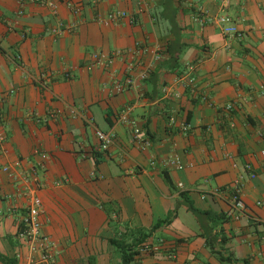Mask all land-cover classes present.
<instances>
[{
  "label": "crops",
  "instance_id": "1",
  "mask_svg": "<svg viewBox=\"0 0 264 264\" xmlns=\"http://www.w3.org/2000/svg\"><path fill=\"white\" fill-rule=\"evenodd\" d=\"M43 1L0 0V264H38L19 236L30 200L22 177L34 176L53 264H122L109 241L141 233L150 253L130 264H228L205 246L211 226L229 239L231 264H264V0ZM114 11L126 17L104 25ZM172 11L173 29L163 17ZM223 14L232 37L197 22ZM129 67L151 72L119 92ZM96 130L114 132L108 151ZM173 159L181 169L166 165ZM236 181L239 220L197 219L179 203L183 192L198 210L225 213L228 198L214 191Z\"/></svg>",
  "mask_w": 264,
  "mask_h": 264
},
{
  "label": "built area",
  "instance_id": "2",
  "mask_svg": "<svg viewBox=\"0 0 264 264\" xmlns=\"http://www.w3.org/2000/svg\"><path fill=\"white\" fill-rule=\"evenodd\" d=\"M22 2L24 0H21ZM26 1V0H25ZM32 3H44L43 0H28ZM224 1V0H221ZM126 17V13L123 11H114L108 14L107 18L105 20H102V23L104 25H108L109 23H116L120 21V19H123ZM197 22L200 25H203L204 23H213L216 25H220L223 27V32L228 36L232 37L236 34V30L232 27H225L226 24L230 22V18L227 14L220 15L218 17H210L202 15L200 17H197ZM118 54V53H117ZM116 54V55H117ZM93 60L99 64V65H106L108 61H103L102 55L100 53H94L92 55ZM160 57H156V60H159ZM131 75H129V78H127L126 83L124 86H117V90L120 92L124 87H127V85L131 86L134 84V82L137 79H145L148 74L151 72L150 67H145L143 70L138 71L137 73L133 70L132 67H129ZM189 72L193 70V67H188ZM133 71V72H132ZM135 72V73H134ZM189 83L193 82V78L188 80ZM225 109L228 111L232 110L231 105H226ZM120 120L122 123L126 124L132 131V137L134 140H139V132L138 128L135 124V122L128 118L126 114L120 115ZM183 130L187 131L188 126L184 125ZM96 138L98 140V150L101 152H106L112 147L116 141V137L113 131L110 132H103L101 130L95 131ZM4 141L3 136L0 134V148L2 146V143ZM37 153V149L34 151ZM166 165L169 167H174L176 169H181L182 166L178 159L168 160L166 162ZM249 171L250 168L246 167ZM1 172L7 174L8 178L15 179V176L9 172L8 167H2ZM250 178L253 179L256 177L255 173L250 172L249 173ZM22 180L25 184V191L28 192L30 196L29 203L26 207V211L24 215L22 216V231L19 234L20 239L22 241V245L25 246L29 252L31 253H40V258L37 261L38 264H53L55 261V255L50 247V244L48 243L47 239L42 235L41 233V214H42V203L40 198L35 194V189H31V182L35 180V176L32 178V180L22 177ZM241 188L242 185L240 182L236 181L232 183L229 187L226 189H217L214 191V195L218 197H227L229 201V207L227 211L225 212L226 217L231 220H239L241 216L245 214V205L243 203V200L241 199ZM151 248L149 246H143L141 249L142 252L146 253L149 252ZM176 255L174 252L169 251L167 253V258L170 260L175 259Z\"/></svg>",
  "mask_w": 264,
  "mask_h": 264
},
{
  "label": "trees",
  "instance_id": "3",
  "mask_svg": "<svg viewBox=\"0 0 264 264\" xmlns=\"http://www.w3.org/2000/svg\"><path fill=\"white\" fill-rule=\"evenodd\" d=\"M170 8V2L165 4V11H168ZM165 16V17H164ZM163 17L169 21V23L172 25V29L174 28V12L172 11L171 14H165L163 12ZM173 32V30H172ZM170 46L167 45L165 48V51L168 55H170L171 58H173L172 50H170ZM164 181L167 182V184H170L168 177L163 173ZM181 200L179 201L180 204H183L187 207L189 211L197 217V219H200V217H207L209 218V221L217 222L216 224H223L228 218L226 217L225 213H213L211 211H200L197 208H195L192 204V202L189 200L187 195L185 193L180 194ZM175 213L171 214L169 217H167L165 220L161 221L160 224H170L172 218L174 217ZM199 217V218H198ZM158 225V224H157ZM155 225L152 227L151 230L156 229L158 226ZM215 226H211L210 228L203 229L201 236L205 239V246L209 249L211 254H214L217 259L220 262H227L228 264L232 263V256L229 254L227 257H223V254L226 252V249H224L225 245L229 242V239L223 234L221 229H214ZM143 231H140V233ZM148 233H141L140 238H135L130 243H127L121 239H111L109 243L113 245L120 253H121V263L122 264H130L134 258L141 254V248H143V245L141 244L139 247V242L147 238ZM138 245V246H137ZM149 252H146L145 254H148ZM6 262L5 260H3ZM245 263V262H244ZM7 264V262H6Z\"/></svg>",
  "mask_w": 264,
  "mask_h": 264
}]
</instances>
